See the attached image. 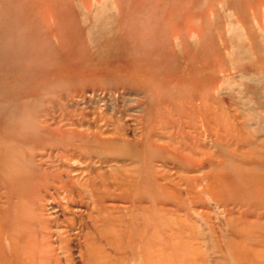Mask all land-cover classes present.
I'll use <instances>...</instances> for the list:
<instances>
[{
	"label": "rangeland",
	"instance_id": "rangeland-1",
	"mask_svg": "<svg viewBox=\"0 0 264 264\" xmlns=\"http://www.w3.org/2000/svg\"><path fill=\"white\" fill-rule=\"evenodd\" d=\"M0 264H264V0H0Z\"/></svg>",
	"mask_w": 264,
	"mask_h": 264
}]
</instances>
